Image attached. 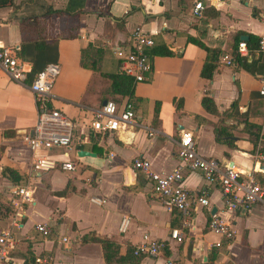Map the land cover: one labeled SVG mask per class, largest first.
Masks as SVG:
<instances>
[{
	"label": "crops",
	"instance_id": "0c3cea01",
	"mask_svg": "<svg viewBox=\"0 0 264 264\" xmlns=\"http://www.w3.org/2000/svg\"><path fill=\"white\" fill-rule=\"evenodd\" d=\"M196 3L202 6L198 15ZM261 13L264 0H12L1 8L0 46L17 52L22 42L57 38L59 75L50 106L72 121L74 133L70 151L31 152L24 141L35 122L30 80L15 83L0 70V234L9 232L13 240L0 264H105L92 238L117 247L119 260L113 264H264V166L254 157L264 143V97L258 94L264 76L248 74L231 57L235 40L246 42L264 32ZM134 28L151 37L152 47L172 55L150 57L146 80L133 87L132 122L112 133H94L92 111L114 99L104 75L120 73L113 49L127 45ZM194 42L214 50L216 69L209 81L199 75L206 53ZM87 47L84 59L81 51ZM106 51L115 64L104 59ZM241 57L256 61L259 53ZM23 63L29 73L30 64ZM204 97L212 100L215 115L202 109ZM116 99L119 106L128 100ZM245 123L260 128L254 151ZM218 125L229 133L233 149L216 143L212 130ZM180 131L192 134L200 157L240 171L239 181L251 174L262 201L248 211L224 213L219 186L184 171L182 186L203 195L208 205L185 216L165 211L131 163L139 158L154 172H171L178 166ZM39 156L69 162L74 169L33 172ZM23 187L30 202L15 209L11 200ZM212 211L230 224L229 242L208 232ZM39 224L49 230L47 236L35 231ZM171 230L182 234L181 243L169 239ZM144 238L165 241L166 247L155 257L135 259L129 253Z\"/></svg>",
	"mask_w": 264,
	"mask_h": 264
},
{
	"label": "built area",
	"instance_id": "2783aa9c",
	"mask_svg": "<svg viewBox=\"0 0 264 264\" xmlns=\"http://www.w3.org/2000/svg\"><path fill=\"white\" fill-rule=\"evenodd\" d=\"M202 10L200 3L193 7V13L198 15ZM264 27V13L259 16ZM258 52L264 57V32L258 37ZM153 46L151 37L140 28H134L127 45L113 49V55L119 63L121 74L132 78L133 84L143 83L150 72V57L147 54ZM240 56L247 55L244 42H239L236 48ZM25 64L17 56L12 47L0 46V70L8 79L15 83L26 80L27 71ZM59 75V68L55 64L47 65L30 82L29 90L32 94L35 107V122L31 135L25 136L31 152L49 151L59 148L70 151L74 125L72 121L57 109L50 106L51 89L55 79ZM258 94L264 97V78L260 81ZM134 119L133 104L125 100L121 106L113 101H105L99 109L92 111L89 119V129L98 134H106L117 131L119 128L132 122ZM178 166L171 172L157 173L150 169V164L143 159L135 158L132 161L133 170L141 173L152 185L154 194L158 197L165 211H177L185 216L189 209L196 206L206 207L207 199L203 195L190 193L182 186V173L184 171L198 172L201 177L210 184L219 186L222 195V211L231 213L238 210L248 211L255 204L262 201V191L251 174H243L244 180L239 181L242 173L231 167L219 168L214 160H206L196 153L192 141V134L188 131H180L176 152ZM255 159L264 166V153L256 154ZM59 167L63 171H72L73 165L69 162H56L52 158L39 156L34 159L31 169L36 173H44ZM17 200L12 199L11 204L15 209L20 203L30 202L26 187L15 191ZM92 202H96L93 201ZM126 220L123 219L120 230ZM35 231L43 236L49 234L45 225H36ZM208 232L229 242L233 239V230L230 224L223 220L219 214L209 216L207 223ZM169 239L181 243L183 236L178 230H171ZM13 240L9 232L0 234V259L6 258V250L12 248ZM219 246L218 243L215 244ZM166 247L165 241H144L133 249L134 256L155 257ZM164 264H170L165 262Z\"/></svg>",
	"mask_w": 264,
	"mask_h": 264
},
{
	"label": "trees",
	"instance_id": "16d2710c",
	"mask_svg": "<svg viewBox=\"0 0 264 264\" xmlns=\"http://www.w3.org/2000/svg\"><path fill=\"white\" fill-rule=\"evenodd\" d=\"M12 0H0V9L6 8L11 5ZM35 21V20H33ZM245 43L247 53L252 55V52H258V38L254 36H248V40ZM194 44L205 51L206 58L203 63V66L200 70V77L205 80H211L212 74L216 69V63L214 59V50H210L204 47L199 42H194ZM238 41L235 40L234 45L232 47L233 51L231 54L233 62L238 66V68L247 72L248 74L255 76H264V60L261 58L262 56L259 53V59L256 61L251 60L247 62V57H241L237 54ZM89 47L81 51L82 58H86L85 53H87ZM149 57L153 56H162L169 57L172 54L165 48L162 47H152L149 51H147ZM17 56L23 62H27L30 64V71L27 74L28 80H31L49 64H56L57 60V38L50 40L49 42H45L43 40H36L34 42H22L20 44L19 50L17 51ZM106 79L109 80V91L108 94L114 99L106 100V101H118L116 98H132L133 92V80L130 77H127L121 73H114L111 75H104ZM253 96L260 97L257 93ZM252 96V97H253ZM256 97L253 99L255 100ZM200 105L202 109L208 114L215 115V107L210 98L204 97L200 100ZM177 107V106H176ZM231 109L235 111L236 109V101H234L231 105ZM259 127L255 125H251L249 123H245L244 131L248 134V141L251 143L253 151L256 148L257 142L259 140L258 132ZM213 133L215 137L216 143L223 144L229 148H234L232 140L228 139L230 137L229 133L221 126H215L213 128ZM5 172V171H4ZM92 242L100 244L102 249L103 261L105 264H113L117 263L119 258L117 256V247L109 242L92 238ZM131 256L135 259L141 258V256H134L133 251L130 252Z\"/></svg>",
	"mask_w": 264,
	"mask_h": 264
},
{
	"label": "rangeland",
	"instance_id": "374dc122",
	"mask_svg": "<svg viewBox=\"0 0 264 264\" xmlns=\"http://www.w3.org/2000/svg\"><path fill=\"white\" fill-rule=\"evenodd\" d=\"M106 55L104 56L106 59V61L109 62V64L112 62L113 64H115V61L113 60L111 54L109 53V51H106L105 53ZM105 61V60H104ZM115 66V65H114ZM254 109V108H253ZM256 150L258 151V154L264 153V143L261 142L260 146L256 148Z\"/></svg>",
	"mask_w": 264,
	"mask_h": 264
},
{
	"label": "water",
	"instance_id": "95a60500",
	"mask_svg": "<svg viewBox=\"0 0 264 264\" xmlns=\"http://www.w3.org/2000/svg\"><path fill=\"white\" fill-rule=\"evenodd\" d=\"M240 40H241V41H246V40H247V37H240ZM30 135H31V133H30ZM87 155L89 156L88 153H84V152H79V153H78V156H87ZM229 166H231V163H230ZM262 168H263V167H262ZM213 212H214V211H212L211 214H213Z\"/></svg>",
	"mask_w": 264,
	"mask_h": 264
}]
</instances>
